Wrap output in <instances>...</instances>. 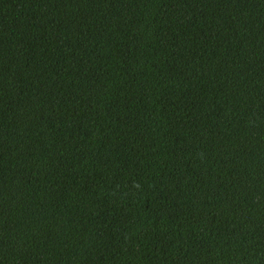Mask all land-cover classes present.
Listing matches in <instances>:
<instances>
[{
    "label": "trees",
    "instance_id": "trees-1",
    "mask_svg": "<svg viewBox=\"0 0 264 264\" xmlns=\"http://www.w3.org/2000/svg\"><path fill=\"white\" fill-rule=\"evenodd\" d=\"M0 264H264V0H0Z\"/></svg>",
    "mask_w": 264,
    "mask_h": 264
}]
</instances>
